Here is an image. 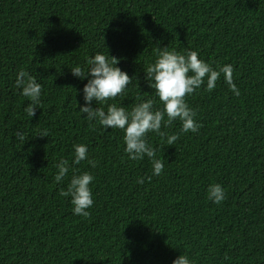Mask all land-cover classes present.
Instances as JSON below:
<instances>
[{"label":"trees","instance_id":"obj_1","mask_svg":"<svg viewBox=\"0 0 264 264\" xmlns=\"http://www.w3.org/2000/svg\"><path fill=\"white\" fill-rule=\"evenodd\" d=\"M162 47L232 65L239 95L222 73L213 90L186 95L200 127L162 123L173 145L148 133L164 164L148 179L149 159L128 160L121 130L79 113L87 80L69 68L112 55L131 79L107 103L161 109L144 69ZM21 69L42 85L32 118L14 87ZM76 144L95 167L72 165ZM62 158L69 173L56 183ZM73 170L94 177L86 217L59 195ZM211 183L225 190L220 204L207 200ZM182 253L192 264H264V0H0V264H172Z\"/></svg>","mask_w":264,"mask_h":264},{"label":"clouds","instance_id":"obj_2","mask_svg":"<svg viewBox=\"0 0 264 264\" xmlns=\"http://www.w3.org/2000/svg\"><path fill=\"white\" fill-rule=\"evenodd\" d=\"M69 69L73 76L87 80L80 90L84 103L79 106V113L83 114L85 120L98 123L104 130L108 128L121 130L123 151L127 154L128 160L143 159L145 156L149 159L151 176L148 179L159 176L164 164L156 155L158 149H154L147 142V134L155 133L161 138L166 137L165 143L173 145L177 140V134L166 135L162 131V123L167 127L174 120H179L181 133L197 132L200 127L195 120L194 111L185 101L186 95H191L202 85L206 91L213 90L221 73L228 89L234 95H239V90L232 79V65L225 64L214 69L211 64L199 58L198 52L194 50L169 51L167 47H162L154 61L144 69L148 86L163 106L155 110L152 99L141 100L139 97L138 102L134 103L130 110L107 103L109 99L121 94L131 79L129 74L118 66V60L112 55L106 56L97 52L86 59L83 68L76 65ZM14 87L19 89L22 97L27 98L28 103L24 107V112L32 118L36 109H40L42 85L27 71L21 69L16 74ZM93 102L95 107L92 106ZM15 136L17 139H24V133L20 130L16 131ZM84 160L90 166H96V161L88 158L86 145H73L72 165H78ZM55 168L54 182L61 183L69 173L70 165L62 158L55 164ZM93 179V175L88 171L77 174V171L73 170L66 188L60 189V196L70 197L73 215L84 217L89 215L87 209L93 204L90 188ZM143 182L144 178H138L137 183ZM206 196L213 204H220L225 199V190L221 184L211 183L208 185ZM172 264H192V261L182 253L173 259Z\"/></svg>","mask_w":264,"mask_h":264}]
</instances>
